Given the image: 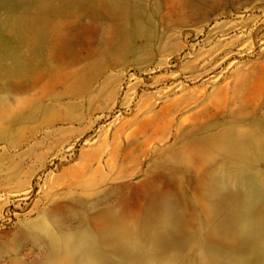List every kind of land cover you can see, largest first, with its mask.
<instances>
[{
    "label": "rangeland",
    "instance_id": "rangeland-1",
    "mask_svg": "<svg viewBox=\"0 0 264 264\" xmlns=\"http://www.w3.org/2000/svg\"><path fill=\"white\" fill-rule=\"evenodd\" d=\"M0 264H264V0H0Z\"/></svg>",
    "mask_w": 264,
    "mask_h": 264
}]
</instances>
